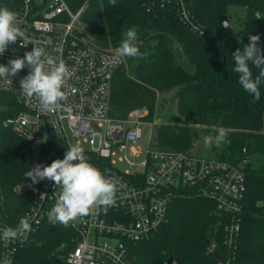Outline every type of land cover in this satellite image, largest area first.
Returning <instances> with one entry per match:
<instances>
[{"label":"trees","instance_id":"16d2710c","mask_svg":"<svg viewBox=\"0 0 264 264\" xmlns=\"http://www.w3.org/2000/svg\"><path fill=\"white\" fill-rule=\"evenodd\" d=\"M84 0H70L73 10ZM188 19L180 14L178 0H88L81 20L102 47L107 34L135 28L145 58H125L113 75L109 111L122 118L134 108L145 107L153 119L157 93L177 88L176 110L187 119L227 129L228 143L214 157L237 163L253 153L264 154V83L260 99L245 92L233 71V54L259 35L257 46L264 55V0H184ZM229 4L243 5L246 14L238 35L226 19ZM226 19L229 26L222 25ZM193 23V24H192ZM176 39L183 56L177 59L170 40ZM114 40L113 45L117 46ZM154 44V46H153ZM253 78L258 69L250 65ZM1 101L11 100L6 95ZM14 105L18 110V105ZM12 114V112H10ZM0 118V122L1 119ZM171 123L156 127L157 145L178 150L190 148V133L176 131ZM246 152L243 153L242 149ZM29 168L27 143L0 125V220L17 223L27 209L29 197L15 196L12 187L25 178ZM246 191L236 246L223 243L221 220L208 198L185 188L168 205L167 221L146 240L132 246L135 264H264V165L245 167ZM6 202V203H5ZM14 206V213L12 210ZM12 210V212H11ZM76 232L60 223L44 224L10 258L12 264H67L76 245ZM211 244L213 250L209 251ZM64 247L60 249V246ZM1 247H0V261Z\"/></svg>","mask_w":264,"mask_h":264},{"label":"built area","instance_id":"2783aa9c","mask_svg":"<svg viewBox=\"0 0 264 264\" xmlns=\"http://www.w3.org/2000/svg\"><path fill=\"white\" fill-rule=\"evenodd\" d=\"M69 1L0 0V7L17 13L20 26L37 46L44 47L48 55L57 62L62 60L72 71L68 87L64 89L67 100L55 111H44L35 98L27 100L20 94V80L29 73L27 65L11 77V84L0 80V93L19 107L1 123L27 143L28 171L37 164L47 166L63 159L70 145L83 147L89 143V148L83 147L86 161L106 178L119 180L114 205L107 210L93 208L88 216L69 223L68 227L76 232V245L67 254V264H135L131 247L149 239L167 221L169 203L183 195L185 188H193L196 194L213 202L216 213L223 218L220 222L223 243L233 252L243 213L245 167L249 158L231 163L214 156L194 155L193 148L178 150L158 146L156 123L147 118L149 111L145 107L131 109L122 118L111 116V83L125 59L113 63L111 57L115 50L89 44L76 32L88 0L75 10ZM178 3L181 16L188 19L184 0ZM226 22L229 26L226 19L222 25ZM21 42L18 39L15 44H9L0 55V64L23 58L34 48L32 43L20 47ZM93 125L102 128L103 133H97ZM143 126L148 127L144 151L138 145ZM96 139L98 146H95ZM112 149L123 151L119 159L123 162L121 166L111 160ZM242 152H246L245 148ZM141 155L144 156L141 158ZM12 192L18 197H29L22 217L29 220L31 231L26 237L7 244L0 239L2 259L11 258L40 226L51 223L47 213L56 203L60 188L47 178L33 183L25 177L13 185ZM18 222L9 224L0 220V237L5 227H15ZM213 247L211 244L209 251ZM163 264L176 262L165 259Z\"/></svg>","mask_w":264,"mask_h":264},{"label":"clouds","instance_id":"9594fccd","mask_svg":"<svg viewBox=\"0 0 264 264\" xmlns=\"http://www.w3.org/2000/svg\"><path fill=\"white\" fill-rule=\"evenodd\" d=\"M109 3L115 6L116 0H109ZM20 25L17 13L0 7V55L4 54L9 44H15L18 39L22 41L20 47H27L29 43L34 45L32 51L26 52L23 58L11 59L7 65L0 64V80L11 84V77L27 65L29 73L20 80V94L27 100L35 98L44 111H55L67 100L64 89L68 87L72 71L65 62H57L46 53L44 47L37 46ZM224 26L227 27V22ZM259 40V35L250 36L249 44L244 46L242 51L237 49L233 54V71L238 74V82L243 90L251 95L254 101H259L260 85L264 83V55L257 46ZM136 42L135 28L128 29L124 39L115 49L111 61L118 64L125 58H145L148 53H141ZM250 65L259 70L255 78ZM226 136L225 130L219 129L215 138H205V145L211 146L214 143L216 147H221L228 143ZM25 177L31 178L33 183L47 178L54 182L55 187L60 188L56 203L47 213L53 225L60 223L68 226L70 222L88 216L93 208L107 210L115 204L119 190V180L106 178L99 169L88 163L84 149L79 144L70 145L63 159H56L47 166L37 164L30 168ZM30 231L29 220L22 217L15 227H5L0 239L7 244L26 237ZM63 247L64 245H61L57 251ZM0 264L12 262L5 256Z\"/></svg>","mask_w":264,"mask_h":264},{"label":"rangeland","instance_id":"374dc122","mask_svg":"<svg viewBox=\"0 0 264 264\" xmlns=\"http://www.w3.org/2000/svg\"><path fill=\"white\" fill-rule=\"evenodd\" d=\"M86 1V0H85ZM246 14V8L243 5H235V4H229L227 8L226 13V19L229 20L230 26L232 29L240 35L243 30V19ZM76 32L89 44H93L96 46L101 47L96 41L95 38H93L91 35L87 32V27L84 21L79 20V22L76 24ZM127 29L122 30V32H115L114 34H107V40H108V46L105 48H109L112 50H115L121 43V41L124 39V34L126 33ZM118 41L117 46L113 45V41ZM137 43V46L139 48V43ZM171 48L174 50L175 55L177 59L181 58L183 56L181 52V48L179 44L177 43L176 39L170 40ZM104 48V47H102ZM177 89V88H176ZM175 88L168 89L164 91H160L157 93L156 98V104L153 112V121L156 123V127L162 123H171L176 125L177 128L176 131H183L185 133H190V139H191V145L190 148L192 149V154L198 155V156H213V153H216L219 147H216L213 143L211 146L205 145V138L206 137H213L218 134L219 129H224L225 132H227V129L220 127L215 124H206V123H200L194 120V118L187 119L184 116H181L178 114L176 110V101H177V90ZM3 97L0 96V118L10 115V112L14 110V104L11 100L5 99V101H1ZM1 119V120H2ZM0 125L2 126V123L0 122ZM2 128H5L9 130L8 128L2 126ZM94 130L97 133H103L102 128L93 125ZM10 131V130H9ZM143 136L141 140L139 141L138 145L141 148L142 151L145 149V140L148 134V127L143 126L142 127ZM11 132V131H10ZM12 133V132H11ZM14 134V133H12ZM95 146H98V140L95 141ZM83 147L89 148V143L84 144ZM113 154L111 155V160L114 161L115 165L121 166L122 161L119 159L123 156V151H119L117 149H112ZM144 155H141V158ZM249 164L254 169H260L264 165V154L261 153H253L249 156ZM6 203V202H5ZM264 204V201H263ZM14 211V206L11 207ZM11 210V212H12Z\"/></svg>","mask_w":264,"mask_h":264}]
</instances>
